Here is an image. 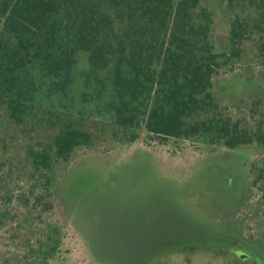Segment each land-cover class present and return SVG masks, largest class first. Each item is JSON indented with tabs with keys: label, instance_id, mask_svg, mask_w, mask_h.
<instances>
[{
	"label": "rangeland",
	"instance_id": "374dc122",
	"mask_svg": "<svg viewBox=\"0 0 264 264\" xmlns=\"http://www.w3.org/2000/svg\"><path fill=\"white\" fill-rule=\"evenodd\" d=\"M202 0L214 12L222 50L235 14L250 0ZM241 58L213 77L220 112L252 135L264 130V53L246 43ZM88 65L81 53L78 70ZM40 95L23 123L0 103V264H258L217 248L244 243L264 262V148H228L200 136L135 141L82 99ZM90 99V97H88ZM74 119L92 134L52 170H36L30 151L49 148ZM207 232V233H206ZM205 243V242H203ZM202 247V246H201Z\"/></svg>",
	"mask_w": 264,
	"mask_h": 264
},
{
	"label": "trees",
	"instance_id": "16d2710c",
	"mask_svg": "<svg viewBox=\"0 0 264 264\" xmlns=\"http://www.w3.org/2000/svg\"><path fill=\"white\" fill-rule=\"evenodd\" d=\"M250 3L251 13L231 19L219 50L214 12L202 0H0V103L23 123L41 94L75 99L81 80L89 89L82 99L131 141L143 128L149 136H200L228 148L257 140L264 148V130L252 135L223 115L213 93V77L248 41L264 53V0ZM81 53L88 65L78 70ZM91 140L69 119L49 148L29 157L36 170L50 171Z\"/></svg>",
	"mask_w": 264,
	"mask_h": 264
},
{
	"label": "flooded vegetation",
	"instance_id": "af4514ba",
	"mask_svg": "<svg viewBox=\"0 0 264 264\" xmlns=\"http://www.w3.org/2000/svg\"><path fill=\"white\" fill-rule=\"evenodd\" d=\"M207 233V232H206ZM215 235L209 234L207 233L204 234L205 237V243H200L199 245H196L197 248L201 249V250H212V251H217L220 254H224V253H235L238 257L242 258V259H248L250 261L256 262L258 264H264V262L259 258V256L257 255L256 251L254 249H252L251 247L245 245L244 243H235L232 246H224V247H220L217 248L214 244H206V241L208 240H214L217 241L218 238L214 237ZM217 239V240H216ZM202 246V247H201Z\"/></svg>",
	"mask_w": 264,
	"mask_h": 264
}]
</instances>
